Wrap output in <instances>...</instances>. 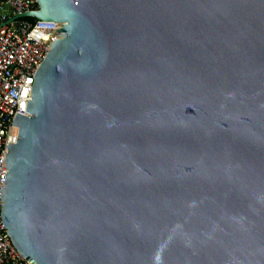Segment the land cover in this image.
Returning <instances> with one entry per match:
<instances>
[{"label":"water","instance_id":"obj_1","mask_svg":"<svg viewBox=\"0 0 264 264\" xmlns=\"http://www.w3.org/2000/svg\"><path fill=\"white\" fill-rule=\"evenodd\" d=\"M0 216L38 264H264V0H37Z\"/></svg>","mask_w":264,"mask_h":264},{"label":"built area","instance_id":"obj_2","mask_svg":"<svg viewBox=\"0 0 264 264\" xmlns=\"http://www.w3.org/2000/svg\"><path fill=\"white\" fill-rule=\"evenodd\" d=\"M41 6L37 0H0V189H5L4 167L8 143L16 144L19 128L12 122L16 112L28 115L27 101L35 80L34 74L50 51L54 37L61 38L56 21L23 20L3 22L20 14L34 13ZM2 192H0V195ZM1 200V198H0ZM3 204V201H0ZM2 205H0V212ZM0 216V264L31 263L15 248Z\"/></svg>","mask_w":264,"mask_h":264},{"label":"bare ground","instance_id":"obj_3","mask_svg":"<svg viewBox=\"0 0 264 264\" xmlns=\"http://www.w3.org/2000/svg\"><path fill=\"white\" fill-rule=\"evenodd\" d=\"M63 36H62V34H61V38H62Z\"/></svg>","mask_w":264,"mask_h":264}]
</instances>
